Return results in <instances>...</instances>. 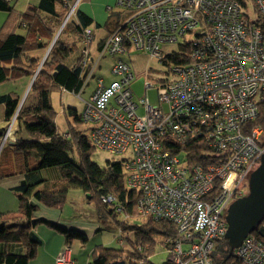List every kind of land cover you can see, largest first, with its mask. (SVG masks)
<instances>
[{
	"label": "built area",
	"instance_id": "obj_1",
	"mask_svg": "<svg viewBox=\"0 0 264 264\" xmlns=\"http://www.w3.org/2000/svg\"><path fill=\"white\" fill-rule=\"evenodd\" d=\"M251 3L254 18L238 0H116L107 8L118 10L122 20L96 62L106 53L119 57L133 49L161 63L163 46L194 36L191 63L172 66V79L158 89L166 111L146 98L134 100L129 88L134 76L128 63L117 59L110 71L114 79L108 84L99 79L81 112L94 149L130 152L123 170L127 188L139 193V213L175 226L176 238L165 242V264H214L215 242L225 240L227 209L245 195V182L264 154L263 130L247 126L264 103V0ZM76 4L68 7L65 23ZM83 38L90 46V29ZM83 53L92 72L95 61H90L89 49ZM150 88L146 83L145 89ZM139 106L144 107L141 116ZM194 144L212 156L204 164L191 165L175 153L188 152ZM113 201L102 197L105 204ZM70 253L68 247L61 250L55 264H73ZM232 253L237 264H264V246L252 234Z\"/></svg>",
	"mask_w": 264,
	"mask_h": 264
},
{
	"label": "trees",
	"instance_id": "obj_2",
	"mask_svg": "<svg viewBox=\"0 0 264 264\" xmlns=\"http://www.w3.org/2000/svg\"><path fill=\"white\" fill-rule=\"evenodd\" d=\"M69 1L39 0L36 10L58 21L60 25L68 13ZM238 2L249 11L251 0ZM0 11L8 16L0 29V85L21 78L32 80L42 59L40 52L51 45L56 29L51 30L37 14L29 16L17 12L10 0H0ZM90 24L91 20L86 15L76 11L75 20L70 26L79 36L81 45L78 47L76 43L64 42L61 38L56 40L30 87L29 91L35 97L33 105L19 108L20 95L13 92L0 94L2 122L7 128L15 116L14 126H18L25 136L13 145L6 142L1 146L6 128L0 129V181L18 175L23 177L20 185L11 189L17 199L18 209L0 213V244L19 251L9 252L5 249L0 252V264H29L33 261L40 246V240L33 233L38 226H45L64 238L65 244L61 250L67 247L71 249L73 241L82 244L87 242L86 235L78 230L35 217L41 207L61 211L71 189L80 190L88 203H94L99 219H112L120 228L116 237L120 247L112 249L104 245L97 246L89 255V264H152L149 259L157 236L165 238L163 246L167 251L169 245L165 243L166 240L177 236L176 228L171 223L139 213L136 204L139 193L126 186L124 161H107L104 168L98 167L90 160V151L94 148L88 137L72 124L68 123L67 130L60 131L55 123L51 93L59 90L77 97L83 90L88 75L83 51L89 49V45H84L83 33ZM190 49L191 41L179 45L178 51L165 55L161 64L171 67L190 64ZM63 112L76 123L82 124L81 114H77L76 110L68 108ZM247 126L261 128L264 136V103L258 105L257 118ZM175 153L183 159L187 158L191 165L204 164L212 157L199 144L189 146L188 152L181 149ZM43 171L55 172L56 178H44ZM105 196H112L113 203H103L102 197ZM117 215H123L125 220L116 221ZM136 217L144 219L141 226L126 223L128 218ZM10 223L15 226L10 228ZM125 231L132 234V239L125 236ZM252 236L264 246V219ZM212 257L214 264H237L233 253L229 255L225 240L223 248L215 249Z\"/></svg>",
	"mask_w": 264,
	"mask_h": 264
},
{
	"label": "rangeland",
	"instance_id": "obj_3",
	"mask_svg": "<svg viewBox=\"0 0 264 264\" xmlns=\"http://www.w3.org/2000/svg\"><path fill=\"white\" fill-rule=\"evenodd\" d=\"M79 2L80 0H78L76 7H78ZM248 8H249L248 12L250 14V17L254 18L255 14L253 11L254 9L253 4L250 3L248 5ZM114 11L118 12V10L116 9ZM75 13L65 23L62 29L60 28L61 25L64 23L65 18L63 19V21L60 20L61 21L60 25L56 30V34L54 35V38L55 36H57L54 43L58 38L59 39L61 38V40L64 42L76 43L78 47L81 45L79 41L80 39L76 35V33L74 32L71 33L72 29L70 25H72V21L75 20ZM67 14L68 13L66 12V15ZM121 20L122 17H120L119 21ZM58 30L60 33L57 35ZM193 38L194 36H184L183 38H179L175 44L163 46L162 51L165 55L171 54L172 52H177L179 45H182L185 42H190L191 40H193ZM99 44H100L99 40L94 39L93 44L89 46L91 49L92 56L94 57L95 60H97V57L99 55L98 53ZM48 49L44 50L43 52H40L41 53L40 55H42V59L32 78H34V76L36 78L39 71H41L42 65L47 57L46 56L44 58V56L48 51ZM49 52L50 51H48V53ZM117 59H121L127 62L131 69V73L134 76V79L131 81L129 85V88L133 93L134 100L138 101L141 98L142 99L146 98L151 106L161 107L163 111L167 110L166 105L159 102L158 89L161 87V84L164 81H169L172 79V75L170 74L169 71V67L171 66H166L159 63L156 59L151 58L148 53L142 50L131 49L127 52V54L119 57L110 56L109 54L106 53L99 59V62L97 63L95 69L92 71L90 76L84 80L85 84L80 94V98H77L76 95L72 93H67V92L61 93L59 90H54L51 93V97H50L51 105L53 107L54 112L56 113L55 123L60 131L67 130L68 125L72 124L75 127L79 128L82 131V133L89 138L87 126L81 123H76L72 118H69L66 114H64L63 110H67L68 108H71L76 110L77 114H81L84 108V102L88 101L89 96L93 94V92L95 91L98 80L102 79L104 84H107L112 79H114L110 71L112 64ZM146 83L152 84V88L146 90L145 89ZM10 84H13V81H11V83H6L5 85L1 86L0 91L5 92V90L8 89V86H10ZM16 84L17 85L13 84L12 86L17 87L18 81L16 82ZM27 94H28V98L32 97L30 91ZM26 100L27 99H25V97L24 99L20 100V102L22 103L21 106L23 105L25 106ZM136 113L139 116L143 115L144 107L139 106L136 110ZM12 134H13V129L7 137L8 138L7 142L11 141L15 143L17 140H12L11 138ZM129 155H130L129 151L126 152L125 154L113 155V154L101 152L96 149H92L90 151V160L98 167L104 168L106 166L107 161L123 162L124 160L129 158ZM44 174L46 175L47 172ZM245 188H246V192H245L246 195L248 193V181L245 182ZM58 212H60L59 217H61L62 221L75 223L79 226L88 225V229H91V233L87 237V242L84 244V246H86L88 250L92 248L94 249L99 245H104L112 249H118L120 247V244L116 239L118 235V230L120 228L116 226V223L112 219L109 218L104 219L103 217L102 219H99V215L97 213V210L95 209L94 203H88L87 198L80 190L71 189L67 194L66 203L63 206V209L61 211L58 210ZM115 218L116 221L118 222H122L125 220L123 215H117ZM126 221L128 225L141 226L144 222V219L142 217H136V218H128ZM125 236L128 237L129 239H132V234L130 232L125 231ZM164 240L165 238L163 236H157L156 245L154 246L153 254L149 259L150 263L152 264L166 263L167 259L169 258V253L167 249L163 246ZM223 241L224 240H219L215 242L214 248L215 249L223 248ZM74 246L75 245L73 244L72 248H75Z\"/></svg>",
	"mask_w": 264,
	"mask_h": 264
},
{
	"label": "crops",
	"instance_id": "obj_4",
	"mask_svg": "<svg viewBox=\"0 0 264 264\" xmlns=\"http://www.w3.org/2000/svg\"><path fill=\"white\" fill-rule=\"evenodd\" d=\"M38 2L39 0H10V4L14 6L17 12L21 14H26L29 16H32L33 14H37L41 18V20L45 23L46 26H49L51 30H55V29L57 30V28L59 27L58 21L56 22L52 20L45 13H42L36 10ZM77 2L78 0H70L69 6ZM115 2L116 0H80L78 7H76V11L83 13L91 20V24L88 28L92 32L93 40L90 46L93 44L94 39L99 40L100 44L98 45L99 47L98 53L104 48L105 42L108 38L111 28L115 25L116 21L120 20L119 16L122 15V14H119L118 16V13L120 12H115V11L108 12L107 11V8L113 7ZM112 13H114L113 14L114 16L112 15ZM6 20H8L7 13L0 11V29L3 26V24L6 22ZM71 31H72L71 33L74 32L73 30ZM19 32H21V30H19ZM89 57H90L89 58L90 61L92 62L95 61V64L93 63L92 65L94 66V69H95L99 61L96 62V60L92 56L90 47H89ZM91 69L92 68L87 67L86 69V72L88 73L87 77L90 76ZM17 81H18V86L17 87L12 86L13 84L17 85L16 84ZM30 82H31L30 78L18 79L16 81H13V84H10V86H8V89H6L5 92L0 91V94H8L12 92L17 93L18 95H20L21 100L24 99V97L25 99H27L26 104H25L26 106H31L35 103V97L34 95H32V97L28 98L27 93L30 90L29 89ZM7 83H11V81H8ZM5 84L0 85V87ZM61 93H64V92H61ZM91 95L89 96V98L91 97ZM79 98H80V95H79ZM2 115H3V108L2 106H0V129H5L6 125L2 122ZM24 137L25 136L23 132L20 131L18 126H14L13 134L11 137L12 140H18ZM8 143L11 145L14 144V142H11V141H9ZM46 172L47 174L45 175L44 173ZM42 175L46 179L56 178V173L53 171L51 172L43 171ZM22 181H23V177L21 175L13 176V177L6 178L0 181V213L15 212L18 209L17 199L12 193L11 189L20 185ZM59 213L60 212H58V210H53V209L42 207V209L40 208L38 212L35 214V217L44 219L47 222L59 225L67 229L78 230L84 233L86 237L89 236V234L91 233V229H88V225L79 226L75 223L62 221L61 217H59ZM8 226L12 228L13 226H15V224L10 223L8 224ZM33 233L40 240V246L38 247L36 258L33 261H31L29 264H55V257L57 256L58 252L62 249V247L65 244L64 238L58 233H56L55 231H52L46 228L45 226L36 227L33 230ZM77 242L78 241H73L70 245L71 247L70 258L73 261V264H89V255L91 251L93 250V248L88 250L87 247L84 246V244L80 242L77 243ZM73 244L75 245L74 246L75 248H72ZM5 249H7L9 252L19 251L17 248H14L11 246L6 247L0 244V252H4Z\"/></svg>",
	"mask_w": 264,
	"mask_h": 264
},
{
	"label": "water",
	"instance_id": "obj_5",
	"mask_svg": "<svg viewBox=\"0 0 264 264\" xmlns=\"http://www.w3.org/2000/svg\"><path fill=\"white\" fill-rule=\"evenodd\" d=\"M65 23V21H64ZM61 25V28L64 26ZM59 30L57 35L59 34ZM55 36L48 51H50ZM46 52L44 58L47 56ZM35 78V76H34ZM32 78L29 89L34 81ZM28 89V90H29ZM21 102L19 108L21 107ZM264 219V154L260 159L258 167L250 174L248 178V193L241 198L236 199L227 209L225 220L227 231L224 239L229 248V255L237 249L245 238L252 234ZM116 264H124L123 262Z\"/></svg>",
	"mask_w": 264,
	"mask_h": 264
}]
</instances>
